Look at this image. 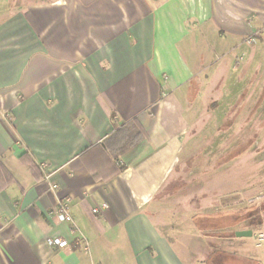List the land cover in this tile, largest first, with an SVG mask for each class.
I'll use <instances>...</instances> for the list:
<instances>
[{
    "label": "crops",
    "instance_id": "0c3cea01",
    "mask_svg": "<svg viewBox=\"0 0 264 264\" xmlns=\"http://www.w3.org/2000/svg\"><path fill=\"white\" fill-rule=\"evenodd\" d=\"M263 37L264 0H0V264H264L263 210L224 215L219 248L150 214L196 82L260 63ZM132 120L135 139L114 134Z\"/></svg>",
    "mask_w": 264,
    "mask_h": 264
},
{
    "label": "rangeland",
    "instance_id": "374dc122",
    "mask_svg": "<svg viewBox=\"0 0 264 264\" xmlns=\"http://www.w3.org/2000/svg\"><path fill=\"white\" fill-rule=\"evenodd\" d=\"M256 48L263 56L257 65L238 67L236 73L220 67L216 76L195 84L192 123L177 164L156 196L158 204L150 207L158 227L172 239L182 232L187 239L199 237V246H212L202 234L211 231L216 235L213 246L219 248L217 238L222 243L231 231L219 225L224 215L247 207L264 215V44ZM222 70L231 78L219 77ZM228 80L234 83L230 87ZM260 218L252 244L261 249L264 216Z\"/></svg>",
    "mask_w": 264,
    "mask_h": 264
},
{
    "label": "built area",
    "instance_id": "2783aa9c",
    "mask_svg": "<svg viewBox=\"0 0 264 264\" xmlns=\"http://www.w3.org/2000/svg\"><path fill=\"white\" fill-rule=\"evenodd\" d=\"M253 39L252 36L248 37V40ZM48 178V175L46 176ZM57 185L51 184V188L54 189ZM106 203L101 204V208L106 207ZM100 207H94L92 208V212L99 213ZM70 205L68 199H60L56 203L55 207L50 211V214L53 215L58 221H65V222H72V217L70 214ZM260 239H262V235L259 236ZM78 243L82 246L84 250H87L88 243L84 237H78L77 238ZM46 242L49 245L57 246V247H63L68 245V241L60 236H51L46 239Z\"/></svg>",
    "mask_w": 264,
    "mask_h": 264
},
{
    "label": "trees",
    "instance_id": "16d2710c",
    "mask_svg": "<svg viewBox=\"0 0 264 264\" xmlns=\"http://www.w3.org/2000/svg\"><path fill=\"white\" fill-rule=\"evenodd\" d=\"M112 122L115 123V121L113 119V115H112ZM139 130H140V127L138 126V123L136 122V120H132V121L128 122L126 125L122 124L116 130V132L114 134L115 135H122L123 137H126V134H127V137L129 139L130 138L135 139L139 134ZM140 132H141V130H140Z\"/></svg>",
    "mask_w": 264,
    "mask_h": 264
},
{
    "label": "water",
    "instance_id": "95a60500",
    "mask_svg": "<svg viewBox=\"0 0 264 264\" xmlns=\"http://www.w3.org/2000/svg\"><path fill=\"white\" fill-rule=\"evenodd\" d=\"M236 236H251L250 230H240L235 232Z\"/></svg>",
    "mask_w": 264,
    "mask_h": 264
}]
</instances>
